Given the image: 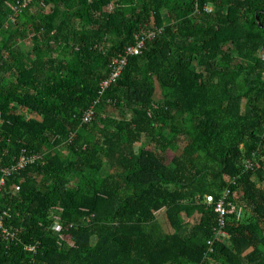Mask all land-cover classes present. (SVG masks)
I'll use <instances>...</instances> for the list:
<instances>
[{
	"label": "trees",
	"instance_id": "1",
	"mask_svg": "<svg viewBox=\"0 0 264 264\" xmlns=\"http://www.w3.org/2000/svg\"><path fill=\"white\" fill-rule=\"evenodd\" d=\"M19 1L0 0V264H264V0Z\"/></svg>",
	"mask_w": 264,
	"mask_h": 264
},
{
	"label": "built area",
	"instance_id": "2",
	"mask_svg": "<svg viewBox=\"0 0 264 264\" xmlns=\"http://www.w3.org/2000/svg\"><path fill=\"white\" fill-rule=\"evenodd\" d=\"M34 0H22L19 1L15 7V14L16 16L21 14L23 11H25L28 7H30V5L32 4ZM154 34L152 35L153 38ZM143 46V40H139L137 41V43L135 44L134 47H131L128 50V54L130 55H138L140 53L141 47ZM126 65V58H120V59H115L113 62H111L110 64V75L108 78H106L105 80H103L100 84V91H99V95L103 96L105 92H107V89L114 83L116 82L119 78L120 75L124 69ZM99 96V97H100ZM99 104V101H97L93 107H91L89 109V111L82 117V122L83 124H89L93 121L94 119V109L96 107V105ZM36 160H41V156L39 155H32L29 158H24L21 157L17 164L15 166H12L11 168H6L2 171V173H4L5 175L10 174L13 170L15 169H20V168H24L27 164L29 163H33ZM5 185V180L3 178L0 179V192L3 189V186ZM212 198L211 196H207L206 201L207 203H211L212 202ZM217 212L220 213L223 217L226 215V210L224 208V203L220 202L219 205L217 206ZM3 215H0V228H3ZM55 226H58V223H55ZM4 234L6 237L10 238V236H12L11 238H14L15 234L4 229ZM10 233H12L13 235H11ZM27 250L29 251H33L34 247H28Z\"/></svg>",
	"mask_w": 264,
	"mask_h": 264
},
{
	"label": "rangeland",
	"instance_id": "3",
	"mask_svg": "<svg viewBox=\"0 0 264 264\" xmlns=\"http://www.w3.org/2000/svg\"><path fill=\"white\" fill-rule=\"evenodd\" d=\"M21 48H23L22 50L26 49L25 44L22 43V44H21ZM156 94H157V96L155 97L156 100H157L158 102H161V101H162V93H161V89H160V88L158 89V92H157ZM260 188H261V189H264V183H261V184H260Z\"/></svg>",
	"mask_w": 264,
	"mask_h": 264
},
{
	"label": "crops",
	"instance_id": "4",
	"mask_svg": "<svg viewBox=\"0 0 264 264\" xmlns=\"http://www.w3.org/2000/svg\"><path fill=\"white\" fill-rule=\"evenodd\" d=\"M110 64H111V63H110ZM110 64H109V74H108V77H109V75H110ZM108 77H107V78H108ZM158 89H159V87L157 88L156 93L158 92ZM105 93H106V92H105ZM105 93H104V95H105ZM98 95H99V93H98ZM104 95H103V96H104ZM99 96H100V95H99ZM103 96H100V98L103 97ZM156 96H157V94H156ZM96 102H97V101H96ZM96 102H95V103H96ZM99 102H100V100H99ZM95 103H94V104H95ZM94 104H93V106H94ZM93 106H92V107H93ZM96 106H97V105H96ZM36 155L41 156V160H44V159H45V156H44V155H41V154H36Z\"/></svg>",
	"mask_w": 264,
	"mask_h": 264
}]
</instances>
